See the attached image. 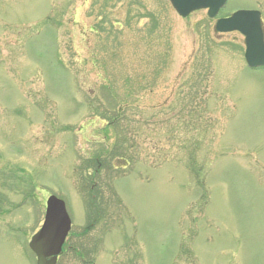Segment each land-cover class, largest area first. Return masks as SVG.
Here are the masks:
<instances>
[{"label":"rangeland","instance_id":"1","mask_svg":"<svg viewBox=\"0 0 264 264\" xmlns=\"http://www.w3.org/2000/svg\"><path fill=\"white\" fill-rule=\"evenodd\" d=\"M264 0H227L217 17ZM205 9L0 0V264L49 195L56 264H264V66Z\"/></svg>","mask_w":264,"mask_h":264},{"label":"water","instance_id":"2","mask_svg":"<svg viewBox=\"0 0 264 264\" xmlns=\"http://www.w3.org/2000/svg\"><path fill=\"white\" fill-rule=\"evenodd\" d=\"M180 16H186L198 8H207L209 17H214L226 0H170ZM215 30L228 32L237 30L244 35V57L249 67L264 65V34L260 12L240 9L228 17L219 18ZM70 229V218L64 202L54 195L46 200V209L41 228L31 236L29 248L36 256V264H56L64 239Z\"/></svg>","mask_w":264,"mask_h":264}]
</instances>
